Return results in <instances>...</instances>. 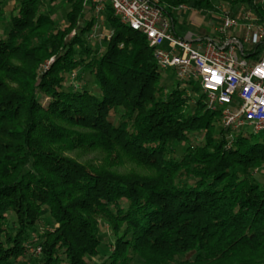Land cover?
I'll return each mask as SVG.
<instances>
[{
	"label": "trees",
	"instance_id": "obj_1",
	"mask_svg": "<svg viewBox=\"0 0 264 264\" xmlns=\"http://www.w3.org/2000/svg\"><path fill=\"white\" fill-rule=\"evenodd\" d=\"M4 1L0 264H264V142L230 137L197 83L173 73L169 88L145 37L111 7L103 17L112 35L99 52L84 0H10L8 13ZM214 1L264 20V0L159 3L173 24L180 7L217 11ZM62 3L63 26L53 16ZM77 149L104 158L87 166L63 156ZM31 232L37 258L26 251Z\"/></svg>",
	"mask_w": 264,
	"mask_h": 264
},
{
	"label": "built area",
	"instance_id": "obj_2",
	"mask_svg": "<svg viewBox=\"0 0 264 264\" xmlns=\"http://www.w3.org/2000/svg\"><path fill=\"white\" fill-rule=\"evenodd\" d=\"M84 5L92 8L96 21L111 7L122 25L145 37L159 70L172 71L182 82H196L207 107L220 110V125L230 137L242 128L264 132V49L258 54L253 50L264 42V25L251 11L242 7L236 15L226 12L215 36L198 40L174 33L159 0H84ZM244 51L253 56L243 57Z\"/></svg>",
	"mask_w": 264,
	"mask_h": 264
},
{
	"label": "rangeland",
	"instance_id": "obj_3",
	"mask_svg": "<svg viewBox=\"0 0 264 264\" xmlns=\"http://www.w3.org/2000/svg\"><path fill=\"white\" fill-rule=\"evenodd\" d=\"M264 3V2H263ZM13 2L10 0L4 1V12L8 13L12 8ZM261 5V4H259ZM214 6L216 7L217 11H194L191 9H185V10H176L172 12V19L174 20V23H176L177 26L182 27L184 30H190L196 34H199L200 36L204 37L207 36V38H211L215 36L214 28L218 26V19L220 16L225 14L226 12H229V14H233L235 10L230 9L229 4L223 3V2H217L214 1ZM87 8H91L89 5L86 6ZM245 8L244 5H241L240 8ZM262 7H264V4H262ZM248 10V9H247ZM252 13L254 12L252 9L249 10ZM53 16L55 19H57L61 26L65 24V8L63 6V3L61 4L59 9H53ZM100 17V18H99ZM99 20H95L94 27L90 31L92 33L90 35L91 41L90 44L94 47H96L99 52H104L107 46L109 35L112 34L111 26L109 23L106 22L103 15L99 16ZM259 23H262L264 25V20L259 21ZM78 24V20L77 23ZM6 31V23L0 24V37L3 38L1 34H4ZM75 34L74 30L71 31L69 34V37H73ZM54 61V57L50 58L49 60L43 62L39 65L40 70L47 71L51 64ZM173 76V72L171 71H164L161 74V78L163 81H165L168 85V87H172L174 85V82L171 80V77ZM82 83L88 87L89 89H92L94 85L93 78H91L89 75H84L82 78ZM196 83V82H195ZM94 88V87H93ZM200 92H191V95L194 98H199ZM242 133L243 135H249L254 136L257 140L264 142V132H260L257 134H254L250 128H242L238 132ZM183 148L184 145H181ZM181 151V149H180ZM63 156L67 158H71L80 164L83 165H99L102 162V159L104 158L103 154L98 151H83L80 149L72 150V151H66ZM261 173L264 175V170H261ZM100 221V219H98ZM43 226V223L41 224ZM40 225V226H41ZM41 226V227H42ZM41 230V228H38ZM103 230L107 233H110V227L107 224H104ZM41 232V231H40ZM111 240L105 239L103 242V245L100 248L99 255L96 258V262L100 263L105 259L107 253L109 252V243ZM26 251L27 255L30 258H37L41 254V247L39 246V237L37 236V232H31L30 238L26 240ZM38 247L37 249H35ZM28 257L23 259L21 263H27Z\"/></svg>",
	"mask_w": 264,
	"mask_h": 264
},
{
	"label": "crops",
	"instance_id": "obj_4",
	"mask_svg": "<svg viewBox=\"0 0 264 264\" xmlns=\"http://www.w3.org/2000/svg\"><path fill=\"white\" fill-rule=\"evenodd\" d=\"M193 12H194V11H193ZM218 24H219V19H218ZM172 25H173L174 33H175L177 36H179V37H184V36H186V35H188V34H191V35L195 36L198 40H199V39H205V38H207V36L202 37V36H200L199 34H196V33L192 32V31H190V30H184L182 27L177 26L176 23H174V21H173V24H172ZM216 27H217V26H216ZM216 27H215V28H216ZM215 28L213 29L214 32H215Z\"/></svg>",
	"mask_w": 264,
	"mask_h": 264
}]
</instances>
